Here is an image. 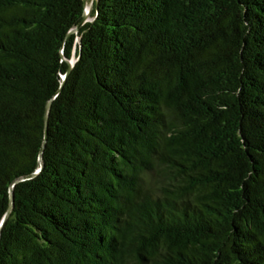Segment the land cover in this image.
<instances>
[{"label": "trees", "instance_id": "1", "mask_svg": "<svg viewBox=\"0 0 264 264\" xmlns=\"http://www.w3.org/2000/svg\"><path fill=\"white\" fill-rule=\"evenodd\" d=\"M90 3L0 0V264H264V0Z\"/></svg>", "mask_w": 264, "mask_h": 264}, {"label": "water", "instance_id": "2", "mask_svg": "<svg viewBox=\"0 0 264 264\" xmlns=\"http://www.w3.org/2000/svg\"><path fill=\"white\" fill-rule=\"evenodd\" d=\"M84 3H85L86 8H85V11H84V14H83V18L80 21V23L78 24V26L76 28L72 29L70 32L78 31L80 29V27L89 20L90 12H91V10L93 8V3L90 4L89 9H87L88 0H84ZM68 61H69L68 73H69L71 71L72 67L74 66L75 61H73L72 59H70ZM65 76H64V78H65ZM50 107H51V101H49L47 103L46 111H45V132H46V135H47V128H48V118H49ZM45 141H46V138H45ZM41 168H42V166L34 174H32L30 176H27L25 178L33 177L34 175H36L41 170ZM13 199H14L13 191L11 190L10 205H9V208H8V211H7L6 215L4 216L3 220L1 221L0 229H1L4 221L8 217V215H9V213H10L12 207H13V203H14Z\"/></svg>", "mask_w": 264, "mask_h": 264}, {"label": "rangeland", "instance_id": "3", "mask_svg": "<svg viewBox=\"0 0 264 264\" xmlns=\"http://www.w3.org/2000/svg\"><path fill=\"white\" fill-rule=\"evenodd\" d=\"M90 4H91V3H90ZM90 4H89V6H90ZM89 19H92L91 16H89ZM72 60L75 61V57H74V59H72Z\"/></svg>", "mask_w": 264, "mask_h": 264}, {"label": "bare ground", "instance_id": "4", "mask_svg": "<svg viewBox=\"0 0 264 264\" xmlns=\"http://www.w3.org/2000/svg\"><path fill=\"white\" fill-rule=\"evenodd\" d=\"M87 9H89V5L87 6Z\"/></svg>", "mask_w": 264, "mask_h": 264}]
</instances>
